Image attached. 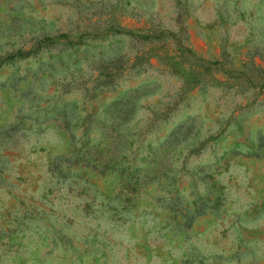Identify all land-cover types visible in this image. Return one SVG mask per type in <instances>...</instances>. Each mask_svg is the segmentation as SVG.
<instances>
[{"label":"rangeland","instance_id":"obj_1","mask_svg":"<svg viewBox=\"0 0 264 264\" xmlns=\"http://www.w3.org/2000/svg\"><path fill=\"white\" fill-rule=\"evenodd\" d=\"M36 44L0 63V264H264V0H0V58Z\"/></svg>","mask_w":264,"mask_h":264},{"label":"trees","instance_id":"obj_2","mask_svg":"<svg viewBox=\"0 0 264 264\" xmlns=\"http://www.w3.org/2000/svg\"><path fill=\"white\" fill-rule=\"evenodd\" d=\"M38 42H39V41H37V43H38ZM38 46H39V44H36V45H34L31 49L23 50V51H15L14 53H9L8 55H6V56L0 58V63H1V61L5 60L6 58H10V59H11V57H12L13 55H16V56L21 57V56L27 55V54L30 53V52H35V51L38 49ZM196 64H197V63H196Z\"/></svg>","mask_w":264,"mask_h":264}]
</instances>
